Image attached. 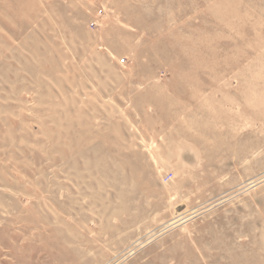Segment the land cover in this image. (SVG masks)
I'll use <instances>...</instances> for the list:
<instances>
[{
	"label": "rangeland",
	"instance_id": "rangeland-1",
	"mask_svg": "<svg viewBox=\"0 0 264 264\" xmlns=\"http://www.w3.org/2000/svg\"><path fill=\"white\" fill-rule=\"evenodd\" d=\"M0 264H264V0H0Z\"/></svg>",
	"mask_w": 264,
	"mask_h": 264
},
{
	"label": "built area",
	"instance_id": "built-area-1",
	"mask_svg": "<svg viewBox=\"0 0 264 264\" xmlns=\"http://www.w3.org/2000/svg\"><path fill=\"white\" fill-rule=\"evenodd\" d=\"M104 13V12H103ZM171 178V175L170 176H168L167 178H166V180L165 181H167V179L169 180Z\"/></svg>",
	"mask_w": 264,
	"mask_h": 264
}]
</instances>
